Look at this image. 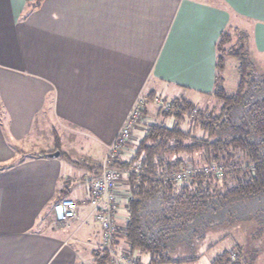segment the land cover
I'll return each instance as SVG.
<instances>
[{
    "label": "crops",
    "instance_id": "0c3cea01",
    "mask_svg": "<svg viewBox=\"0 0 264 264\" xmlns=\"http://www.w3.org/2000/svg\"><path fill=\"white\" fill-rule=\"evenodd\" d=\"M33 3L0 0V264H99V227L88 218L91 168L139 97L143 120L151 93L213 99L215 46L226 30L245 31L248 50L264 58V0ZM83 144L95 159L72 164L69 154ZM53 150L58 156H38ZM116 197L123 224L125 183ZM62 198L77 205L66 224L53 214ZM133 255L150 264L148 255Z\"/></svg>",
    "mask_w": 264,
    "mask_h": 264
},
{
    "label": "trees",
    "instance_id": "16d2710c",
    "mask_svg": "<svg viewBox=\"0 0 264 264\" xmlns=\"http://www.w3.org/2000/svg\"><path fill=\"white\" fill-rule=\"evenodd\" d=\"M42 1L34 0L29 8L39 7ZM247 40L245 31L234 28L223 32L216 43L211 94L216 107L202 110L181 97L169 99L168 109L159 107L158 114L172 124H147L142 132H134L138 137L131 149L114 160L127 192L125 222L116 220L117 201L112 216L114 246L124 244L121 249L128 256L134 258L133 252L138 251L149 256L150 264H196L203 254V241L216 229L253 228V239L263 238L264 72L251 60ZM228 59L236 63L237 80L231 93L225 91L222 76ZM154 98L152 93L145 96L146 104ZM186 122L187 131L181 127ZM55 149H59L56 138ZM99 168H91L94 178ZM187 168L193 173L178 181L176 177ZM240 252L233 245L210 264H239ZM232 253L236 261L231 262ZM94 258L99 264L111 263L97 248Z\"/></svg>",
    "mask_w": 264,
    "mask_h": 264
},
{
    "label": "built area",
    "instance_id": "2783aa9c",
    "mask_svg": "<svg viewBox=\"0 0 264 264\" xmlns=\"http://www.w3.org/2000/svg\"><path fill=\"white\" fill-rule=\"evenodd\" d=\"M161 107L167 110L170 103L166 100L160 101ZM143 108V99L139 97L134 107L127 115L123 126L117 132L113 141L106 146L105 156L100 163L99 174L91 183L88 191V203L90 213L88 218L96 223L99 227L100 243L97 249L105 253L111 264H141L136 259L128 256L124 251H118L114 246L115 225L113 221V212L117 209L116 188L123 180V173L113 166L114 160L126 148L130 140L131 132L136 127ZM216 170L215 167H211ZM193 173L191 168H187L185 172L180 173L176 178L182 181ZM77 205L75 201L62 198L53 206V214L55 221L59 224H66L76 218ZM236 259V253H232L230 261Z\"/></svg>",
    "mask_w": 264,
    "mask_h": 264
},
{
    "label": "rangeland",
    "instance_id": "374dc122",
    "mask_svg": "<svg viewBox=\"0 0 264 264\" xmlns=\"http://www.w3.org/2000/svg\"><path fill=\"white\" fill-rule=\"evenodd\" d=\"M235 41L236 40L234 39L233 42ZM232 44H228V45H232ZM237 46L238 45H235V48H237ZM250 49L248 50V52H249V56L251 60L256 65L259 71L264 72V58L258 57L257 55L253 56L252 51ZM226 66L228 67L227 69L228 71L226 73L227 81L225 79L224 85H225L227 92L231 93L235 89L236 80H237V76L235 72L236 63L235 61L228 59L226 62ZM222 76H223V72H222ZM202 99L203 100L200 101L199 103L196 102L195 100L192 103L199 106L200 109L202 110L206 109L208 111L218 105V102L214 98L213 99L202 98ZM161 100L168 101L169 99L167 100L163 97H155L153 102L147 103L148 104L146 108L147 112L145 111V113H147L148 118H144L143 120L142 115H141V118L139 119L136 127L131 132V137H130L129 142L126 145V148L122 150V153L120 154V156L123 153L129 151V149H131V143L135 141V137L136 138L138 137V135L136 134L134 137V134H133V131L137 127H141L142 129H140L139 132H142L143 127L146 126L147 124H152V123H163L166 125L172 124V121L170 119H165L158 114V108L161 107V104H160ZM144 104H145V101L143 99V105ZM181 127L182 129L187 131L189 129L188 122L181 125ZM46 130H48V128ZM139 132H136V133H139ZM48 137L51 138V136H48ZM60 139L63 141L65 138L63 136H60ZM49 142L50 141H46L44 142V144H41V147H34L32 150L36 152L38 151L39 148H45L46 146L45 144ZM69 155H70V158H72V160H75L80 164L91 162L90 157L95 159L94 158L95 155H91V154L89 155L87 147L84 144L79 145ZM86 156L87 157L89 156V157L87 158ZM123 183L124 182H121L120 184H123ZM89 184H91V182ZM252 231H253V228L224 227V228L216 229L214 232H210L202 243L201 251L203 252V254L201 258L199 259L198 263L196 264H209V262H211L217 255L222 253L224 250L226 251L229 248L232 249L233 245H238L241 251L240 252L241 257L239 258V264H264V236L261 239H253L254 236L251 234ZM121 245H124V244H120V246L117 247L118 251H123L121 249ZM211 245L212 247L206 250V248ZM142 263L147 264L145 261H143Z\"/></svg>",
    "mask_w": 264,
    "mask_h": 264
},
{
    "label": "water",
    "instance_id": "95a60500",
    "mask_svg": "<svg viewBox=\"0 0 264 264\" xmlns=\"http://www.w3.org/2000/svg\"><path fill=\"white\" fill-rule=\"evenodd\" d=\"M48 156H50V157H52V156H58V153L49 154Z\"/></svg>",
    "mask_w": 264,
    "mask_h": 264
}]
</instances>
